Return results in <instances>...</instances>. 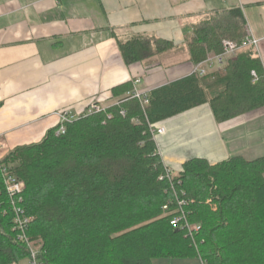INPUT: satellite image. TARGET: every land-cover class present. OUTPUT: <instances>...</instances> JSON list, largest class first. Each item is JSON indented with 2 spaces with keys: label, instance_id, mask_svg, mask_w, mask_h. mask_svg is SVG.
<instances>
[{
  "label": "trees",
  "instance_id": "obj_1",
  "mask_svg": "<svg viewBox=\"0 0 264 264\" xmlns=\"http://www.w3.org/2000/svg\"><path fill=\"white\" fill-rule=\"evenodd\" d=\"M244 27L240 9L203 20L186 44L190 62L198 65L220 54L224 40L240 43ZM172 48L142 37L119 45L126 64H151ZM131 89L127 83L113 92ZM147 98L143 110L126 96L105 112L66 125L64 135L50 130L40 142L17 147L0 161V264H17L29 257L30 247L38 249L42 264L192 258L203 264H264V157L214 165L194 158L168 179L150 132V125L204 104L217 123L263 108L264 71L254 49L240 50L216 72L191 74ZM4 171L23 185L18 207L29 221L25 242L15 228ZM178 201L185 202L186 221L200 227L191 236L170 225L179 215Z\"/></svg>",
  "mask_w": 264,
  "mask_h": 264
},
{
  "label": "crops",
  "instance_id": "obj_2",
  "mask_svg": "<svg viewBox=\"0 0 264 264\" xmlns=\"http://www.w3.org/2000/svg\"><path fill=\"white\" fill-rule=\"evenodd\" d=\"M233 9L243 15L245 34L258 41L255 54L264 71V0H0V161L58 128L62 111L80 115L92 103L109 108L132 91L149 93L190 76L195 65L186 44L194 28ZM134 37L173 48L151 64H126L119 45ZM127 83L130 92H113ZM206 106L157 125L165 129L158 152L173 174L194 158L214 165L234 157H264L247 156L264 149V107L217 123ZM200 110L207 112L209 127H184L185 116ZM170 260L203 264L197 258ZM17 264L32 262L27 257Z\"/></svg>",
  "mask_w": 264,
  "mask_h": 264
},
{
  "label": "built area",
  "instance_id": "obj_3",
  "mask_svg": "<svg viewBox=\"0 0 264 264\" xmlns=\"http://www.w3.org/2000/svg\"><path fill=\"white\" fill-rule=\"evenodd\" d=\"M248 47L253 48L254 51L258 49L257 48L258 41L253 36L246 35L240 43H236L230 40H224L222 42V52L220 54H211L204 62L195 65L193 68V74H196L198 76H204L207 73H209L208 70L210 69L213 68L221 69L226 65V63L229 60L235 59L240 50ZM251 76L255 80L256 76L254 72L251 73ZM138 83L139 81H135V84ZM127 97L139 101L140 106L143 108V110L149 105L147 93L132 91L127 94ZM107 109L108 107L99 105L98 103H92L87 108V110L80 115H73L69 111H62L58 113L60 124L58 126L56 135H64L66 131V125L78 120L81 116H90V115L98 114L101 112H105ZM120 115L122 117H125L126 112L121 111ZM106 117L109 120L111 119L112 116L110 114H107ZM156 126L150 125V132L155 143H157L158 136H161L165 133V129L163 127L160 126L156 127ZM164 168H165V175L169 179L173 175V173L166 166H164ZM159 180H162V178H160ZM4 185L8 197L11 201L13 211L15 213V217H14L15 228L20 231V241L25 242L26 240L25 232L29 221L24 218L23 210L20 207H18V204L21 203V193H22L23 185L20 182H18L14 177L7 175L6 171H4ZM177 203L179 208L177 211L179 215L174 217L170 221V225L173 227H180L181 229H185L189 234V236H191L193 232H198L200 227L199 225H190L186 221L185 214L182 212V207L185 205V202L178 201ZM163 209L167 210V207L165 206L163 207ZM29 259H31L32 264H42L37 257V253H34L33 251H30Z\"/></svg>",
  "mask_w": 264,
  "mask_h": 264
},
{
  "label": "rangeland",
  "instance_id": "obj_4",
  "mask_svg": "<svg viewBox=\"0 0 264 264\" xmlns=\"http://www.w3.org/2000/svg\"><path fill=\"white\" fill-rule=\"evenodd\" d=\"M202 107H204V106H202ZM202 107H200L199 109H202ZM206 107H207V109H209L208 106H206ZM193 114H195V115L192 116ZM193 114H189V116H185L187 118V120L183 124L184 127L185 126H188V125H196V124H199V123L203 124L205 127H209L210 123L208 121V117H207L208 114H207V112H205L203 110H200V112L199 111L198 112H194ZM260 134L264 136L263 132L262 133L260 132ZM157 143H158V138H157ZM253 152H254V149H253ZM253 152H251L249 155H247V156H249L248 157L249 160H253V159L259 158V157H261V156L264 155V149L262 151H260L259 153H257V154L256 153H253ZM205 204H209V201H206ZM211 209L213 211H215V207L211 206ZM30 248L31 249H29V250L30 251H33L34 253H37L38 252V249L33 248V247H30ZM173 261H177V262L180 261V262H182L181 259H174ZM171 263L172 264H178L176 262L175 263L172 262L170 259H157V260H155L153 262V264H171Z\"/></svg>",
  "mask_w": 264,
  "mask_h": 264
},
{
  "label": "bare ground",
  "instance_id": "obj_5",
  "mask_svg": "<svg viewBox=\"0 0 264 264\" xmlns=\"http://www.w3.org/2000/svg\"><path fill=\"white\" fill-rule=\"evenodd\" d=\"M59 126V125H58Z\"/></svg>",
  "mask_w": 264,
  "mask_h": 264
}]
</instances>
